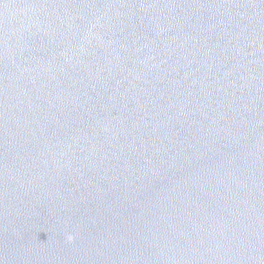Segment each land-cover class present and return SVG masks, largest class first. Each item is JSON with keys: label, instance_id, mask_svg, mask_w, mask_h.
I'll list each match as a JSON object with an SVG mask.
<instances>
[{"label": "water", "instance_id": "1", "mask_svg": "<svg viewBox=\"0 0 264 264\" xmlns=\"http://www.w3.org/2000/svg\"><path fill=\"white\" fill-rule=\"evenodd\" d=\"M0 264H264V0H0Z\"/></svg>", "mask_w": 264, "mask_h": 264}, {"label": "clouds", "instance_id": "2", "mask_svg": "<svg viewBox=\"0 0 264 264\" xmlns=\"http://www.w3.org/2000/svg\"><path fill=\"white\" fill-rule=\"evenodd\" d=\"M69 239H71V237H69Z\"/></svg>", "mask_w": 264, "mask_h": 264}]
</instances>
